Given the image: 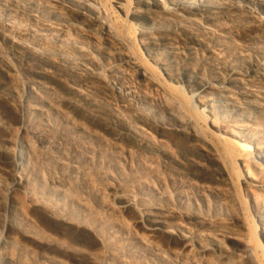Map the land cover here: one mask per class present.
Here are the masks:
<instances>
[{
  "label": "rangeland",
  "instance_id": "rangeland-1",
  "mask_svg": "<svg viewBox=\"0 0 264 264\" xmlns=\"http://www.w3.org/2000/svg\"><path fill=\"white\" fill-rule=\"evenodd\" d=\"M111 2L0 0V264H110L92 257L105 251L103 244L91 230L69 220L65 200L60 202L64 196L47 197V205L58 206L63 220L31 203L39 178L55 179L66 188L76 181L95 198L98 194L90 189L98 172L105 180L109 176L99 196L107 198L110 208L122 199L135 206L118 224L132 221L137 213L152 216L174 228L156 240L165 250L176 249L177 230L182 229L212 255L202 262L171 261L151 248L156 264H235L247 251L246 258L264 264V225L259 223L262 214L255 211L264 212V0H146L140 5L145 12L156 5L147 23L131 16L134 0H126L124 12ZM177 4L188 11L176 12ZM192 8L212 10L220 20L209 21ZM168 10L175 15L169 16ZM86 15L111 25V36L136 67H123L125 57L108 48L109 35L93 31ZM231 76L230 88L238 94L229 99L221 91L229 87ZM200 84L209 89L199 97ZM180 119H188L193 128L178 125ZM182 129L199 135L214 154L199 152L211 158L196 174L186 158L197 153ZM115 130L124 137L128 131L145 135L163 151L155 157L136 154L147 170L158 171L160 187L154 185L145 206L134 198L140 180L134 184L128 175L136 165L129 163L126 171L119 164L131 153L113 141ZM247 148L253 170L242 156ZM94 149V154L104 149L110 164L102 160L97 168L90 159V168L84 163ZM88 170L93 175L85 176ZM165 177L174 184L171 196ZM28 224L44 228L54 244L35 237ZM126 224L123 232L128 233ZM61 238L66 247L68 240L75 241L77 248L72 247L85 253L65 254L57 245ZM125 245L128 253L145 254V247H130L128 241Z\"/></svg>",
  "mask_w": 264,
  "mask_h": 264
},
{
  "label": "bare ground",
  "instance_id": "bare-ground-1",
  "mask_svg": "<svg viewBox=\"0 0 264 264\" xmlns=\"http://www.w3.org/2000/svg\"><path fill=\"white\" fill-rule=\"evenodd\" d=\"M119 1L120 0H115L114 2H111V0H110V2L114 4L113 7L115 8V10L117 9V10H120V11L124 12L125 8L127 7L126 0H123V2H125V4L122 3V2H119ZM134 1H135V4H136V7L133 9V12H132L131 16L133 17V19H136L137 21L144 20L147 23L148 19H150V16H152V15H154V13H156L154 11V8L156 7V5L152 4L151 6H149L148 11L145 12L144 10H142L140 5L143 4L144 2H146V0H134ZM85 8L88 9V11L90 13H95V14L97 13L95 11L96 9L94 10L91 7H88L87 5H85ZM175 9H176V12H183L184 13V12L188 11V8H186V6L181 5V4L175 5ZM228 9L229 8H227L226 10H228ZM191 11H197V13H200L201 16H205L209 21L219 22V20H220V18H213V14L210 13V12H212V10L211 11H200L197 8H192ZM167 12H168L169 16L170 15H172V16L175 15V10L174 11L173 10H168ZM84 20H86L87 23L88 22H93L92 28H91L93 31H101L106 36L109 35L110 38L107 40V46H108L109 49L112 48V47L115 48L119 52L118 54H120V55L125 57V60L123 62V64H124L123 67H136L128 59L127 54H125V48L122 46V44L118 40H116V38L114 36H111L112 35L111 25L107 21H105L103 19H100V18H93L92 16H87V15L84 18ZM147 37L150 38V40L153 39L149 35H147ZM20 45H21V43H20ZM254 73L255 72L251 70L250 74L252 75ZM233 78H234V76H231V78L228 81L229 87H225L221 91V93L224 94L229 99L233 98V96L238 94L236 91H234V90H232L230 88V83L232 84V82L234 81ZM151 85L154 86L153 83H151ZM208 89H209V87H208L207 84H200L199 88H198V92H200L199 97L202 94L206 93ZM139 121H140V119H139ZM176 122L178 123V125H181L183 128L186 127L187 129H190V127L192 126L188 119L187 120L183 119L182 121L180 119L179 121H176ZM191 128H193V127H191ZM185 130H183L184 132L181 131V130L180 131H181L182 134H185V138L188 140V143L190 144L192 149H194V151L197 153L196 155H191V157H187L186 161L190 162V168L192 169V171H191L192 174H196V172L198 173V170L200 171L201 168L204 169V167L207 166L206 162L208 161V158H211L209 156H207V157L205 156L204 157L199 152L203 150V151H206L208 153V155H214V154H212L213 151L210 148V146H208L207 142H205L199 135H195L194 133L190 134L188 132H185ZM174 132H176V131H174ZM194 132H196V131H194ZM143 136H145V135H143ZM143 136L138 135L137 133H135L133 131H128L127 135L125 137H124V133L121 132V131H118V130H115L112 133V139H113L114 142H116V145L119 143L120 146L123 149H125L127 152L131 153L130 156L128 154L127 155L123 154L124 156L120 159V163L119 162L118 163L125 170H126V168L129 167V163H131V165L135 164L136 165V169L139 170L138 174H136L137 170L135 171L133 169L134 171H132L130 169L129 170L130 173H128V175L130 176L131 181H133L134 184L137 183L136 180H140L139 181V187L134 188V189H136L135 190L136 192L134 193V198L139 200V203L142 206H145V204L148 201V200H146V198H150V197H152V194H154V185H158L160 187V185H159L160 183H158L156 181L157 177H158V175H156V171L157 170L156 171H152V172L147 170L142 164L139 163L140 160H139V157L136 156V154L138 155L139 153H141L142 156H144V157H146V155H150V157H155V156L162 155L163 151L161 149H159L157 146H155L153 143H151L147 139V137L145 138ZM212 147H213V145H212ZM74 148H75V146H74ZM219 149H220V147H219ZM221 149L220 150L216 149V150H218V152L220 153L223 150V149L222 150ZM248 149L249 148H247L245 151H242V154L245 153L242 156L246 160V163L248 162L247 163L248 164L247 167H249V170H250V168L252 169V167L255 168L256 166H255L254 161L252 160L253 154L251 155V153H250V151H248ZM95 150L96 149H94L92 152L88 151L89 152L88 154L91 155L92 157L90 156V157H88V159H85L83 161L90 168L92 167V165L90 164L91 163L90 159L94 160V162H96V164H98L96 166L97 168H99L102 165V163H100L102 160H104V161L106 159L110 160V157L107 156V154L104 152V149L101 150L97 154L96 153L94 154ZM84 151H85V149H84ZM229 151H231V150H229ZM33 152H34V149H33ZM224 152H226V151L224 150ZM231 153L233 154L234 152L232 151V152H230V154ZM88 154H86V155H88ZM31 155H32V153L30 154V156ZM40 155H41V152H40ZM40 155H39V157H40ZM220 155H221V153H220ZM21 156H23V154H21ZM235 156H237V155H235ZM238 157H241V155L237 156V158ZM68 158H69V156H68ZM75 159H76V157H75ZM238 159L241 160L240 158H238ZM73 160L74 159H72V161ZM143 160L147 161V159H145V158ZM53 161L51 160L52 163H53ZM35 162L36 161H34V163ZM51 162H50V164H51ZM69 162H68V164H69ZM66 163L67 162H65V164ZM146 163H148V162H146ZM105 164H110V162L106 160ZM93 165H94V163H93ZM61 168H62V166L60 167V169ZM70 169H71V167H70ZM116 169L117 168L114 167V171H116ZM63 170H65V169H63ZM112 170H113V168H112ZM77 171H78V169L76 170V172ZM88 171H89L90 174L87 171H85V174H86L85 176H87V177L91 176V174L94 173L91 170H88ZM54 173H56V171ZM67 173L70 174V176H71V170H69ZM117 173H116V176H117ZM157 173H158V171H157ZM119 174L121 175L122 173H119ZM52 176L53 175H51V177ZM54 177H52V178H54ZM62 177H63V175H62ZM120 177H122V175ZM108 178H109V176H106V180ZM54 180L55 179H53L52 181H48L47 179L43 178L41 180L39 178L38 181L35 182V184H36L35 188L38 191H37V193L35 195V198L31 199V203H32L33 207L34 208L43 207V208H45V210H48L50 212V214H52L53 217L58 218L60 220H63L64 217L62 216V213L61 214L59 213V207L58 206H53L52 207V206L47 205V197L55 199V198H60V197L64 196V198L60 202L62 203L65 200L64 201V206H65V208L68 211V215L70 217L69 220L71 222H74V223L78 222L79 225L82 226L81 228H83V230H84V228H88L89 230H91L93 232L94 236L98 237L100 239L101 243L103 244V247H104V250H105L104 252H97V253H93L92 254V257L94 259H96L97 261H102L103 263L104 262L106 263V262L109 261L110 264H156L155 263L156 259H154L152 253H150L151 248H154V249L157 248V249H155L156 252L166 254L171 261H173V260H175V261L176 260H180V261L197 260L196 262H198V261L202 262L203 260H207L206 259L207 256L211 257V258L209 257L208 260L212 259V255H208V251L210 249L202 248V247H200V245L197 246L194 243V241H192V239L189 237V233H187L186 231H183L182 229L177 230L179 232V234H177L176 238H175L176 241L178 242L176 249L175 248L174 249L170 248L171 249L170 251L165 250V246L163 245V243L161 241L156 242V240H157L158 237L164 235L165 233H169L168 229L173 230L174 228H172L170 225H167L163 220L155 219L152 216H148V215H143L141 213H137V215L134 216L132 221H128L126 219L128 221L127 224H126V220H125V222L122 220L121 223L118 224L119 217L122 214H124L125 212H129L132 209H134L135 206L133 207V205L130 203V201H126L127 199L126 200L122 199V200H120V202H119L120 205H118V207L114 206L113 208H110L109 204H108V202L106 200L107 198L101 199V197L99 196V193H100L99 188L102 187L104 185V183L106 182V180L104 178H101V172H98L96 178L94 179V182H93L94 189H90L91 190V192H90L91 194H95V192H96V194H98V195L95 196V198H92L90 195L86 194L85 191L82 189V187L76 186V183H77L76 181H75V183L71 181L70 187L68 186L69 188H66L64 185L56 184ZM110 180H112V179L110 178ZM119 180H120V178H118V181ZM156 182H157V184H155ZM165 182L167 184L166 187L168 186V188H169L168 189V194L171 196L173 194L174 187H172V186L174 184L169 180L168 177H165ZM114 185H118V184H114L113 183V187H114ZM245 185L247 187H252V188H256V189H260L261 188L260 185H255V184H252L250 182H246ZM83 188L85 190H88L89 189L88 184H85ZM132 191H133V189H132ZM160 191H161V189H160ZM106 196H107V194H106ZM230 200H228L227 202L231 204ZM151 202H152V200H151ZM233 204L234 203H232V205ZM234 207H235V205H234ZM235 210H238V209H235ZM109 211H112L111 215L109 214ZM255 211L259 215L262 214V217L259 219V223L261 224V226H263L264 225V212L261 211L260 209L256 208V207H255ZM260 211L262 213H260ZM185 216H187V215H185ZM122 219H124V217H122ZM36 222L39 223V219H37ZM124 224H126V226L128 227V228L126 227L128 233L123 232L124 231L123 228L125 226ZM28 226H29V228L31 230V233L34 234L35 237H38V238L44 240L46 243H48L50 245L54 244L52 242V240H53L52 237L51 236H47V232H46V230L44 228L39 227L38 225L36 227V225H32V224H28ZM182 226H183V224H182ZM263 228H262L261 237H263V239H264V229ZM111 232H113V233H111ZM121 235L127 236V239L126 240H121L120 239ZM174 235H175V233H174ZM62 240H64V239L63 238L59 239V243H57V245L60 246V248H63V250H61V251H64L65 254H72V255L76 254L77 255V254H84L85 253L84 251L76 249L77 246H76V242L75 241L72 243L70 240H68L67 243L69 245H67V247H66V245L62 243L63 242ZM126 241L129 242L130 247L135 246L137 248L139 247L140 249H143L145 247L144 250H143V252L145 254L136 255L135 252L128 253V250H127L126 245H125ZM72 245L74 247H76V248L72 247ZM168 245L171 246L170 243ZM243 246H245V248H246L247 244H245ZM65 247L68 248L67 249L68 251L66 249H64ZM78 248H81V247H78ZM246 249H245V251H246ZM246 253H248V251L245 252V255L242 256L243 258L240 260V262L235 263V264H254V260L252 259L251 256H249L247 254L248 256L246 258Z\"/></svg>",
  "mask_w": 264,
  "mask_h": 264
}]
</instances>
